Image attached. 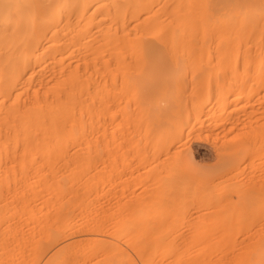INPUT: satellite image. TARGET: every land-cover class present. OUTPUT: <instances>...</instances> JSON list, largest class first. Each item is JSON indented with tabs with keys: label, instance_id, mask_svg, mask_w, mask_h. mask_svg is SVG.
I'll use <instances>...</instances> for the list:
<instances>
[{
	"label": "bare ground",
	"instance_id": "obj_1",
	"mask_svg": "<svg viewBox=\"0 0 264 264\" xmlns=\"http://www.w3.org/2000/svg\"><path fill=\"white\" fill-rule=\"evenodd\" d=\"M263 41L264 0H0V153L112 142L117 114L129 128L133 106L146 143L160 142L166 157L181 154L178 183L168 176L150 184L159 197L133 216L154 211L152 204L173 210L176 198L166 204L163 190L199 187L203 205L217 212L214 235L198 222L190 236L145 238L161 253L150 264H264V239L242 240L237 250L220 232L248 211L264 215V178L251 177L246 187L235 181L244 162L264 152V122L252 120L264 113V102L256 105L264 97ZM185 76L197 77L188 84ZM204 130L223 139L209 172L194 167L193 147L211 148L199 136ZM46 224L40 233L52 241L55 222ZM12 235L1 233L0 264L20 246ZM215 244L222 250L208 258L207 245Z\"/></svg>",
	"mask_w": 264,
	"mask_h": 264
},
{
	"label": "rangeland",
	"instance_id": "obj_2",
	"mask_svg": "<svg viewBox=\"0 0 264 264\" xmlns=\"http://www.w3.org/2000/svg\"><path fill=\"white\" fill-rule=\"evenodd\" d=\"M169 15L163 16L168 20ZM214 42L211 39L208 43L216 45ZM192 77L197 76H185L188 84ZM261 101L264 102V97L256 105ZM238 108L237 113L246 109L245 106ZM137 111L133 106L128 108L129 128L122 123V114H117L112 142L64 143L55 145L63 146L56 149L31 152L10 149L0 153V212L4 213L0 218V236L9 232L20 239L17 240L20 246L6 254L13 261L4 264H150L160 261L161 253L158 249L152 251V247L144 242L145 238L166 234L190 236L198 222L208 224L204 234L214 235L211 223L217 212L203 205L204 199L198 192L202 190L200 187L196 194L178 189L172 193L163 190L166 204L171 203V196L176 198L173 210L169 206V210H165L166 207L161 210L152 204L154 211L133 216L143 203L159 197L160 190L150 184H160L161 179L168 176L178 183L181 172L177 165L180 153L166 157L159 149L160 142L146 143L143 129L135 121ZM226 116L214 119L213 123ZM252 120L264 122V113L255 115ZM126 133L129 140L123 138ZM199 136L211 148L198 150L193 147L194 167L209 172L217 164L215 150L222 143V135L204 130ZM8 145L20 147L24 144ZM259 157L254 162H244L248 167L235 181L245 186L251 177L264 178V152ZM38 168L47 172L46 177L38 173ZM22 188H25L26 196H22ZM214 189L211 190H217ZM125 219L129 220L126 228L122 224ZM47 221L56 225L52 241L44 232L46 229L40 233V227L47 225ZM227 227L229 229L220 232L236 240L237 250L242 248V240L264 239V215L258 211H248L239 219H233L232 225ZM78 233H82L81 237ZM98 233L102 238L96 239ZM70 235H75L74 240L65 239ZM8 240L10 243L11 238ZM109 242L117 245L111 247ZM215 245L213 249L207 245L208 258L222 250Z\"/></svg>",
	"mask_w": 264,
	"mask_h": 264
}]
</instances>
